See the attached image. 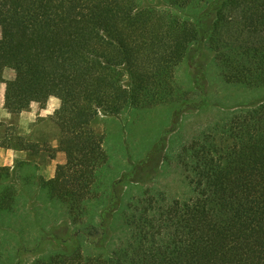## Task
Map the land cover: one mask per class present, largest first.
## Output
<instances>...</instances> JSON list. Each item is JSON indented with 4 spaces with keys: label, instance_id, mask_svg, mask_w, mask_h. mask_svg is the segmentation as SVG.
Masks as SVG:
<instances>
[{
    "label": "trees",
    "instance_id": "16d2710c",
    "mask_svg": "<svg viewBox=\"0 0 264 264\" xmlns=\"http://www.w3.org/2000/svg\"><path fill=\"white\" fill-rule=\"evenodd\" d=\"M163 1L190 11L191 20L135 0H0L4 109L19 112L31 102L43 109L49 96L62 102L51 120L66 164L36 188L64 206L77 231L64 238L40 226L36 249L51 241L56 250L32 264H264V102L236 111L186 151L194 198L167 204L151 197L124 210V198L107 192L117 183L103 192L108 158L93 122L140 102L172 100L174 70L194 44L206 43L224 83L264 88V0ZM21 181L29 180L0 167V216L19 211ZM91 202L101 205L97 214ZM118 219L126 235L110 249ZM1 248L9 261L29 250L21 242Z\"/></svg>",
    "mask_w": 264,
    "mask_h": 264
},
{
    "label": "rangeland",
    "instance_id": "374dc122",
    "mask_svg": "<svg viewBox=\"0 0 264 264\" xmlns=\"http://www.w3.org/2000/svg\"><path fill=\"white\" fill-rule=\"evenodd\" d=\"M135 2L141 9L152 8L182 20H191L186 13L190 11L171 8L163 0ZM173 75L177 90L169 102H140L116 117L99 115L93 122L94 129L104 135L103 149L108 158L103 175V192L105 184L117 183L112 189L107 188V192L124 198V210L133 201L151 197L164 199L167 204L194 198L183 164L187 161L186 151L203 135L218 129L236 111L264 102V88L247 89L223 82L206 43L194 44ZM13 76V71H4V80H11ZM184 102L188 105L183 106ZM29 107L15 113L6 110L11 118L6 123L0 121V149L21 150L29 146L19 135L21 127L26 124L20 115L29 111ZM37 125L38 132L34 137L45 142L40 149L51 157L53 153L49 142L51 139L56 141L57 136L52 131L54 124L49 118L37 119ZM125 174L130 177L129 181L118 184ZM37 182H19V211L16 215L0 216V248L9 249L21 242L29 250L21 251L18 260L13 261H9V254L1 250L0 264H32L41 254L54 252L56 245L51 241H45L36 249L42 233L40 226L46 230L57 228L58 234L64 238L77 231L67 218L63 205L46 201L44 196L37 194ZM100 206L95 202L88 205L92 215L100 211ZM98 223L99 218L96 217L94 225ZM4 225L10 227L14 234L4 233ZM115 226L116 230L109 233L110 249L115 248L126 235L121 219ZM97 239L92 237L90 241ZM91 249L86 244L82 246L85 253H91Z\"/></svg>",
    "mask_w": 264,
    "mask_h": 264
},
{
    "label": "crops",
    "instance_id": "0c3cea01",
    "mask_svg": "<svg viewBox=\"0 0 264 264\" xmlns=\"http://www.w3.org/2000/svg\"><path fill=\"white\" fill-rule=\"evenodd\" d=\"M0 86H2L0 87V121L6 123L11 116L3 108L5 84L0 83ZM48 103L49 99L43 109H40L36 104L35 109L29 107V111L20 115L22 120L25 119L26 124L21 127L22 129L19 135L24 139L25 143L31 146L30 149L28 147L21 150L0 149V167H8L10 168V171L15 170V177L19 176L22 179L25 178L29 181H48L55 178L58 166L66 164L65 153L58 149L59 131L55 125H53L52 131L57 135L55 139L56 141L51 139L52 141L49 142L53 153L51 157L46 156L44 151H42V148L40 149V146L45 142L34 137L38 132L37 119H49L53 117V115L47 117L40 116V112L47 108ZM5 112H7L8 115H5ZM33 113H35V115H33ZM9 150L12 151L11 157L8 155ZM9 160H11L12 163L6 164Z\"/></svg>",
    "mask_w": 264,
    "mask_h": 264
},
{
    "label": "clouds",
    "instance_id": "9594fccd",
    "mask_svg": "<svg viewBox=\"0 0 264 264\" xmlns=\"http://www.w3.org/2000/svg\"><path fill=\"white\" fill-rule=\"evenodd\" d=\"M0 87H2V86H0ZM61 103L62 102H61V100L58 97L49 96L48 106H47L46 109H44V110H42L40 112V116L47 117V116H50V115H54L55 111L60 108ZM30 107L35 109L36 108V103L35 102H31L30 103ZM5 115H8V113L5 112ZM33 115H35V113H33ZM8 155L10 157L12 156V151L11 150H9ZM9 163H12V161L9 160V161L6 162V164H9Z\"/></svg>",
    "mask_w": 264,
    "mask_h": 264
}]
</instances>
